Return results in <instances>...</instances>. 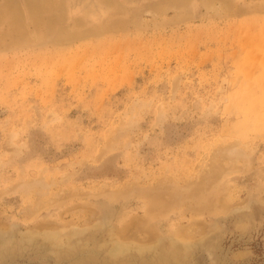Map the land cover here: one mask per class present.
Masks as SVG:
<instances>
[{"label":"rangeland","instance_id":"374dc122","mask_svg":"<svg viewBox=\"0 0 264 264\" xmlns=\"http://www.w3.org/2000/svg\"><path fill=\"white\" fill-rule=\"evenodd\" d=\"M0 264H264V0H0Z\"/></svg>","mask_w":264,"mask_h":264},{"label":"bare ground","instance_id":"6f19581e","mask_svg":"<svg viewBox=\"0 0 264 264\" xmlns=\"http://www.w3.org/2000/svg\"><path fill=\"white\" fill-rule=\"evenodd\" d=\"M238 144V143H237ZM219 150H226V151H230L231 152V150L232 149H230L229 147H219L218 148ZM233 150H235L236 151V153H240V151L239 150H237V149H233ZM116 238V237H115ZM125 240V239H124Z\"/></svg>","mask_w":264,"mask_h":264}]
</instances>
